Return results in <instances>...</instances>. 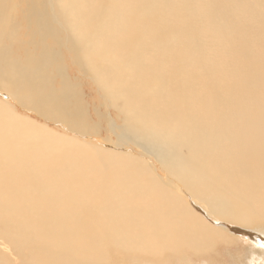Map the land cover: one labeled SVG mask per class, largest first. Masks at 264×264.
I'll return each mask as SVG.
<instances>
[{
    "label": "bare ground",
    "instance_id": "bare-ground-1",
    "mask_svg": "<svg viewBox=\"0 0 264 264\" xmlns=\"http://www.w3.org/2000/svg\"><path fill=\"white\" fill-rule=\"evenodd\" d=\"M225 223L264 225V0H0V264L202 261Z\"/></svg>",
    "mask_w": 264,
    "mask_h": 264
},
{
    "label": "rangeland",
    "instance_id": "rangeland-1",
    "mask_svg": "<svg viewBox=\"0 0 264 264\" xmlns=\"http://www.w3.org/2000/svg\"><path fill=\"white\" fill-rule=\"evenodd\" d=\"M19 14L20 13H15L14 22L17 20ZM67 62H68V58H67ZM77 72H78L77 69L75 70L74 68H71V66L68 67L67 73H68L70 79H72L73 82H75L77 80L76 82H78L80 84V88H81L80 91H82V93L84 95L82 97V100L85 102L84 107H85L86 111L88 112L89 116L91 117V120L89 119L90 123H92V124L100 123V127H101L100 136H101L102 140H104L105 138L106 139L108 138L107 141H110L113 144L117 143L116 136L119 135L117 133L120 129L123 128V126L121 124H117L115 126V129H112L114 132L111 131V125L113 124L112 122H114L113 114L115 113V111L111 110L107 107H101L100 106L99 93L98 92L96 93L94 91V89L92 88V82H90V79L82 78V77L78 76ZM77 77H78V79H77ZM84 89H86V90H84ZM99 110H100L101 114L98 113ZM19 113L23 117L33 121L34 123H38L41 126L42 125L46 126V127L50 128L51 130H53L54 132L60 131L59 133H61V135L65 133V135H63V136L73 138V135L70 132L67 134V131H65L64 129H62L58 125H56V123L48 122V121L46 122V120L44 118H41L40 116H38L33 111L24 110V109L20 108ZM100 117H101V119H100ZM140 146L141 147H137V146L133 145L130 147V149L137 155H143L144 154V150L142 148L143 144L140 143ZM178 190L179 191H177V192L179 194L186 196L184 191H181L180 189H178ZM217 220H220V219L217 218ZM215 223H216V220H215ZM257 223H259V222H257ZM257 223L254 224V226H253L254 228L248 227V229L242 225H239V224L233 223L235 225L234 226L232 223H225L228 225V227H224L225 224H223V227L225 228L227 234L229 235V233H230L229 236L232 235L231 237L233 239H236V237H237L238 243L235 240L236 242L234 241L233 245H232V243L230 245L229 244L217 245L214 249V252L210 255V257L208 259L205 258L206 260L203 259L204 261L203 260L201 261V258H203L205 256H198L199 258H196L195 254H193L191 251H188L185 254H183V258L185 257L187 264H264V250H261L258 248V241L255 238L257 236H258V239H261L262 237H264V230H260L261 228L257 227V226L264 227V225H256ZM234 227H236L238 229H236ZM249 229H251V230H249ZM237 230L240 232H244L245 234L239 233V232L237 233ZM250 232H252V233H250ZM248 234H253L254 236L250 237V236H248ZM241 242H243V243H241ZM1 249L4 251L8 250L6 247L5 248L1 247ZM226 249H228V250H226ZM140 259H141V257H136V260H140ZM185 260L184 261L170 260L169 264H184Z\"/></svg>",
    "mask_w": 264,
    "mask_h": 264
},
{
    "label": "snow or ice",
    "instance_id": "snow-or-ice-1",
    "mask_svg": "<svg viewBox=\"0 0 264 264\" xmlns=\"http://www.w3.org/2000/svg\"><path fill=\"white\" fill-rule=\"evenodd\" d=\"M224 227H228V225L225 224ZM258 248L264 250V237H262L261 240L258 242Z\"/></svg>",
    "mask_w": 264,
    "mask_h": 264
}]
</instances>
